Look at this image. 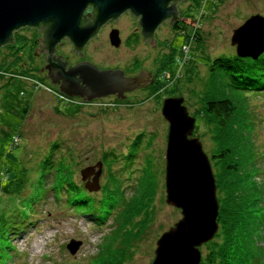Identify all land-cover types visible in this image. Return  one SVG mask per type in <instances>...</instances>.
<instances>
[{"label": "rangeland", "instance_id": "obj_1", "mask_svg": "<svg viewBox=\"0 0 264 264\" xmlns=\"http://www.w3.org/2000/svg\"><path fill=\"white\" fill-rule=\"evenodd\" d=\"M203 2V7L208 12L216 6L215 12L209 14L207 19L196 15L194 8L191 9V15L185 14L188 15L185 18L191 20L189 26L195 27L201 34L203 54L211 59L237 55L236 47L231 45L233 32L252 16L264 17V0H203ZM191 3L184 4L183 8H190L188 6ZM193 15H196L195 21ZM252 29L255 30L256 27ZM130 30L124 32L123 40ZM158 36L163 50L157 47L148 52L151 63H154L152 69L157 71L159 64L170 59L169 55L172 53L170 48L176 50L174 62H178L183 55L184 60L191 63L185 62L180 66L179 72L174 63L173 67L176 70L172 71L173 80L161 86L159 90H155V87L158 88L156 84L150 91L151 96L156 95L160 98L148 99L145 102L139 100L135 103L132 100L135 104L132 103L133 106L121 102L117 103L116 108L100 109L102 106L94 103L81 108L78 103L69 104L53 92L35 90L32 79L10 76L6 73L0 76V215L4 216L0 224H3L6 230L13 228L14 233L11 236L5 234L0 240L2 264H89L92 262L90 258L98 253V244L102 236L109 231L111 220H107L103 226L97 225L96 221L100 220L99 210L93 212L97 220L92 221L81 215V211H86L84 206L80 208L68 205L61 199V193L54 189L52 174L53 170L58 168V158L63 153H56L57 159L54 160L52 168H43V161L51 143L58 142L64 149L72 150L68 154L72 157L74 154L75 161L79 160V166L76 164L73 175L74 181L82 186L84 182L81 170L94 167L101 161L105 152L116 156V164L112 170L118 172L120 179L130 177L131 181H134L137 173L129 175L130 172L140 169L143 161L145 165V158L150 154L158 170H162L168 124L162 118L161 103L167 97H180L174 93L169 94L178 87L189 115L195 119L193 135L199 139L207 156H210L211 134L208 125L201 115L195 112L200 107L199 97L202 96L203 86L206 83L212 84L215 80L209 76L208 62L204 61L200 53L193 52L194 43L184 45L183 35L173 36L167 27L161 26ZM249 38L251 36L247 39ZM261 38H264V35ZM164 39L167 40L165 43ZM240 42L242 43L241 40ZM21 47L23 52L20 53V60L28 62L25 45ZM5 48L0 50V64L3 60L8 62L11 58ZM242 50L246 51L244 48ZM146 52L145 48L143 52L138 48L131 51L122 48L109 55V62L128 64L138 53ZM193 59L195 66L192 64ZM172 75L165 76L169 79ZM188 75L193 78L191 84L187 82ZM236 93L238 96L241 94ZM245 97L244 99L242 94L239 99L235 98L240 111L244 114L239 121L242 123L245 136V158L247 157L245 169L263 185L264 190V92L245 93ZM99 102L113 103L114 100L107 97ZM27 106H29L27 114H24ZM153 134L155 139L151 141ZM137 137H140V150L135 164L127 167L123 156L130 150V144H135ZM149 143L152 148L145 149ZM67 161L65 163L69 165V161L71 162L69 157ZM101 170L98 179L100 188L98 191L89 192L94 196L100 193L101 185L105 181L107 170L105 172L103 166ZM85 181H91V178ZM19 183L22 184L19 187L20 193L4 194L3 189L8 186L15 189ZM127 183L126 181V185ZM164 205L162 211L157 213L155 224L149 229L151 232L147 241L141 245L133 264H151L157 239L181 218L180 210ZM159 226L163 229L159 230ZM71 240L82 242L74 255L66 249ZM260 245L264 248V240L260 241ZM203 250L201 246V255L204 254Z\"/></svg>", "mask_w": 264, "mask_h": 264}, {"label": "trees", "instance_id": "obj_2", "mask_svg": "<svg viewBox=\"0 0 264 264\" xmlns=\"http://www.w3.org/2000/svg\"><path fill=\"white\" fill-rule=\"evenodd\" d=\"M193 3L196 15L199 14L200 18L207 19L209 14L216 10L215 6L210 12L206 11L203 7V0H193ZM196 15L192 16L194 21ZM177 35H183L184 45L194 43L193 52L200 53L204 61L208 62L209 76L215 79L212 84L206 83L203 86L202 96L199 97L200 107L195 111L206 121L211 134L210 156L207 157L215 179L219 205L216 219L218 231L211 241L202 245L204 254H202L199 264H264V248L260 245V241L264 240V190L263 185L245 169L247 160V157L245 158V136L242 123L239 121L241 115L244 117V114L240 111L235 99H239L242 94L245 99V93L264 92V53L256 60L239 58L237 55L218 56L211 59L203 54L202 37L198 29L193 26L188 30L184 28L180 32L177 31ZM25 40L26 38L19 36L13 46L6 48L11 58L8 62L3 60L0 64V76L6 73L10 76L33 78V81L42 82L33 85L35 90L44 89L45 92L50 93L48 88L43 85L41 78L35 80V76L19 67L20 57L18 54L22 50L21 43ZM170 50L172 52L169 55L170 59L159 64L157 70L158 88L155 87V90L161 89V86L169 84L173 80L172 71L176 70L173 67L174 63H176L179 72L180 66L188 62L184 60L183 55L180 56L178 62H174L176 50L173 48ZM193 63H195L194 59ZM193 65L195 66V64ZM166 74L172 76L167 79ZM192 81L193 78L188 75L187 82L191 84ZM175 88L174 91L168 93L182 97L179 94V88ZM236 92L241 94L238 96ZM152 98L160 97L150 95L148 99ZM121 102L123 101L114 100L112 104L108 102L101 104L100 102L98 106H102L100 109L116 108L117 103ZM69 103L76 104L75 100H71ZM28 108L29 106L24 109V114H27ZM139 138L135 139L134 145L130 144V150L126 156H123L127 167H132L135 164L134 161L140 150ZM154 139L155 134L151 141ZM151 148V143L145 146V149ZM71 152V149H64L58 142L51 143L43 161V168H52L54 160L57 159L56 153H63L58 158V168L53 170L52 174L54 189L61 193V199H64L70 206L80 208L84 206L86 211H81V215L92 221L97 220L93 212L99 210L100 220L96 221L99 226H103L107 220H111L109 231L102 236L101 242L98 244V253L90 258L92 262L89 264H133L141 245L147 241L151 232L149 229L154 226L157 213L162 211L165 206V161L164 165L162 163V170H158L153 156L148 155L145 158V165L143 161L140 169L130 172L129 175L137 173L134 181H131L130 177L126 179L118 177V172L112 170L116 164V156L113 153L105 152L101 162L107 173H105V181L101 185L100 193L94 196V194L86 192L84 185L74 181L73 175L76 164L79 166V160L75 161L74 154V158L68 154ZM65 154H67L66 158ZM67 157L71 160L69 165L65 163ZM21 183L15 189L6 187L3 189L4 194L20 193ZM3 217L0 215V222ZM4 228L3 224H0V240L5 237V234L8 236L14 234L13 228L7 230ZM158 229L162 230L163 228L159 226ZM1 260L0 256V264L3 263Z\"/></svg>", "mask_w": 264, "mask_h": 264}, {"label": "water", "instance_id": "obj_3", "mask_svg": "<svg viewBox=\"0 0 264 264\" xmlns=\"http://www.w3.org/2000/svg\"><path fill=\"white\" fill-rule=\"evenodd\" d=\"M181 1L185 0H0V49L14 44L13 35L18 30L37 27L39 33L43 32L42 39L39 38L40 42L48 45V47L42 46L38 49L40 52L44 48L48 50V65L41 71L48 69L49 74L54 70L50 79L53 85L59 86L57 91L60 94L68 98H81L85 102L109 96H116L118 100H123L125 93L133 92L139 86L147 85L149 73L141 71L135 77H125L121 70L99 71L89 63H80L64 71L66 62L60 63L58 59L61 58L60 56L57 59L50 57L52 52H56L52 47L62 38L67 37L73 43L74 48L81 52L82 45L90 37L95 36L102 24L125 12H130L138 18V26L141 28L143 40L148 39L153 45L155 44L154 33L157 28L165 22H169L171 25L178 19L177 5ZM89 5L97 13V17L93 26L82 28L80 26L82 13ZM253 25H264V17L252 16L233 32L231 45L236 47L239 58L256 60L264 53V38H261L264 34H259V36L258 30L256 33H251L249 39H247L249 34H244L250 28L252 29ZM115 35L111 37L112 44ZM254 37L261 38L258 44L253 42L255 41ZM118 45L119 43L116 42L115 46ZM249 45L256 46L249 50ZM242 48L246 51H243ZM153 79L149 80L150 83ZM58 80H62L61 85ZM160 112L163 120L168 124L164 155L165 204L180 210L181 218L157 239L151 264H164V262L166 264L168 260L166 258L169 256L168 249L176 248L173 243L177 242L179 236L186 237L190 214H195L196 211L198 224L203 223L202 217L205 213L209 227L201 236L195 237L189 243L187 241L188 245L185 250L190 253L186 264H199L202 257L200 247L211 241L218 231L216 219L219 205L215 179L202 144L193 135L195 119L189 115L187 107L184 105V98H165ZM101 169L102 162L99 161L94 167L81 170L82 182L88 192L98 191L100 188L98 179ZM95 170L97 171L95 172ZM87 178H91V181H85ZM201 182L200 189L198 186ZM197 190L203 195L204 207L201 208V211L197 207L195 211V206L191 208L192 204H188L190 202L188 197L192 202L196 201L199 194ZM81 245V241L71 240L66 245V249L71 255H74ZM177 257H179L178 253L169 257L170 264H178L175 262Z\"/></svg>", "mask_w": 264, "mask_h": 264}, {"label": "flooded vegetation", "instance_id": "obj_4", "mask_svg": "<svg viewBox=\"0 0 264 264\" xmlns=\"http://www.w3.org/2000/svg\"><path fill=\"white\" fill-rule=\"evenodd\" d=\"M188 2L191 3L193 2V0L181 1L177 5L179 11L178 19L174 21L173 24L169 25V22H165L161 25L163 27L164 26L167 27L171 31L173 36L177 35V31L180 32L184 28L186 30L192 28L191 26H189L191 25L190 23L191 20L185 18V16L186 17L188 16L185 14H189V15L192 14L193 3H191L190 6H188L190 8H183L184 4ZM96 17H97V13L93 10V7L91 5L87 6L84 12L82 13L80 26L82 28L86 26L89 27L93 26ZM161 26H159L154 33L155 44L151 45L148 39L143 40V37L141 35V28L140 26H138V18L133 16L130 12H125L120 16H118L117 18L108 20L107 22L102 24L98 28V31L96 32L95 36L90 37L82 45L81 52L74 48V45L69 38L64 37L52 47V49H54L56 52H52L50 57L53 59H57V57L60 56L61 58H58L59 62L60 63L66 62L64 66V71H67L69 67L70 68L75 67L77 64L80 63H89L95 66L99 71L121 70L124 73L125 77H135L141 71H145L147 74L149 73L150 75L149 80L154 78L151 83L149 80H147L146 81L147 85L145 87L139 86L135 91L130 93H125L124 94L125 98L121 100L123 101L122 103L124 104L127 103L128 105L129 104L133 105L135 102L139 100L141 101L148 99L150 96L151 89L155 87V85L157 84V71L152 69V65L154 63H151L152 60L149 58L148 52L154 50L157 47L159 49L162 47V42L159 43V36H158ZM129 30L130 33L129 34L126 33L125 35L126 38L123 40L124 32L125 31L128 32ZM114 34H116L114 37L115 42L113 41L112 44L111 37ZM19 36H23L24 38H26V40L23 41L21 45H25L26 48L25 56L28 57V62L22 59L20 60V68L22 70L27 71L32 76H35L36 77L35 80L41 78L43 80V85H45L48 88H49L48 85H50L51 87H53V89L51 88V90L57 92L59 86L53 85L50 79V75L54 70L50 71L49 74H48V69H44L41 71V69L45 68V66L48 65L47 48H44L42 52L38 50L42 46L48 47V45L40 42L39 40V38L42 39L43 32L39 33L37 27L20 29L17 32H15L13 35L14 43L16 39L19 38ZM166 41L167 40L164 39V43ZM116 42L119 43L118 46H115ZM13 45L14 44L9 46H13ZM9 46H5V47L8 48ZM122 48H126L129 51L138 48V50L141 52H143V48H145L147 52L145 54L138 53L136 57H134L135 59L133 58L131 62L128 64H121L119 62H115V64H113L112 62H109L110 61L109 55L116 53V51ZM105 49L107 51H105ZM22 52L23 50L19 52L18 57H20V53ZM58 81H59L58 83L61 85L62 80H58ZM109 98L113 100H118L116 96H109ZM102 99L104 98L94 99L91 102H85L82 101L83 99L81 98L73 97V100H75L76 104L78 103L81 106V108L84 105L91 106L94 105V103L99 104L100 103L99 101H102ZM132 100L134 101V103Z\"/></svg>", "mask_w": 264, "mask_h": 264}, {"label": "bare ground", "instance_id": "obj_5", "mask_svg": "<svg viewBox=\"0 0 264 264\" xmlns=\"http://www.w3.org/2000/svg\"><path fill=\"white\" fill-rule=\"evenodd\" d=\"M254 26V25H253ZM254 27H256V29L254 30V29H251L250 28V30H248L246 33H244V34H249V37L252 35L251 33H253V32H255L256 33V31H258L259 30V32H258V35L259 34H264V25H255ZM259 27V28H258ZM253 28V27H252ZM257 35V36H258ZM255 36V35H254ZM260 36V35H259ZM254 39H255V41H253V42H255V43H259V41H260V39L261 38H259V39H257V37L255 38L254 37ZM256 44V45H257ZM256 45H254V47L256 46ZM254 47L252 46V45H249V50H252V49H254ZM198 172V171H197ZM184 176V175H183ZM200 177V176H199ZM196 181V180H195ZM188 183V182H187ZM201 185H202V182L201 183H199V186H198V188H200L201 189ZM197 191H199V190H197ZM199 194H198V196H197V198H196V201H191V198H189L188 197V199H190V202H188V204L190 205V204H192V206H191V208H193L194 206H195V211H196V207H197V209L199 208L200 209V211H201V208L202 207H204L203 206V195L201 194V192L199 191L198 192ZM193 194V193H192ZM192 197V196H191ZM194 203H196V204H194ZM200 216H201V213H200ZM196 218H198L197 217V211L195 212V214H190V224H189V226H188V228H187V231H186V233H185V235H186V237L184 236H179L178 237V239H177V242H175V243H173V246H175L176 248H174V249H168V258H166V259H168L169 260V257H172V255L174 256V254L176 255V253H178L179 254V257H177L176 258V263H178V264H186V263H188V260H189V257H190V253L187 251V250H185V249H187V245L188 244H186L187 243V241H188V243L191 241V240H194V238L195 237H198V236H201L202 234H204V232H205V230L209 227V222L207 221V217H206V215H205V213H204V215H203V217H202V220H203V223L202 224H198V222L199 221H197L196 220ZM199 220H200V218H199ZM201 220V221H202ZM207 224V225H206ZM206 225V226H205ZM197 227V228H196ZM193 229H195L194 231H193ZM193 231V232H192ZM185 246V247H184ZM168 248H171V247H168ZM171 250V251H170ZM172 254H171V253ZM166 261V264L169 262V261ZM164 264H165V262H164ZM168 264H170V262L168 263Z\"/></svg>", "mask_w": 264, "mask_h": 264}, {"label": "built area", "instance_id": "obj_6", "mask_svg": "<svg viewBox=\"0 0 264 264\" xmlns=\"http://www.w3.org/2000/svg\"><path fill=\"white\" fill-rule=\"evenodd\" d=\"M36 85H37V84H36ZM48 91H49V90H48ZM59 98L65 100V102H67V103L71 102L69 99H67V98H65V97L59 96Z\"/></svg>", "mask_w": 264, "mask_h": 264}]
</instances>
